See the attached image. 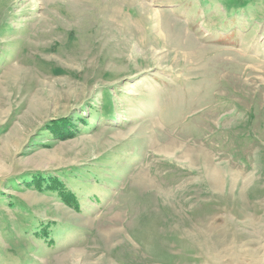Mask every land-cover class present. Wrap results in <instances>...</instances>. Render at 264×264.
Here are the masks:
<instances>
[{
	"label": "rangeland",
	"instance_id": "obj_1",
	"mask_svg": "<svg viewBox=\"0 0 264 264\" xmlns=\"http://www.w3.org/2000/svg\"><path fill=\"white\" fill-rule=\"evenodd\" d=\"M0 264H264V0H0Z\"/></svg>",
	"mask_w": 264,
	"mask_h": 264
}]
</instances>
